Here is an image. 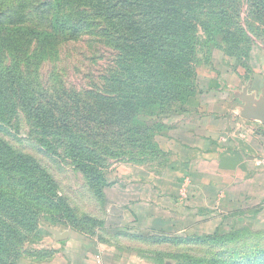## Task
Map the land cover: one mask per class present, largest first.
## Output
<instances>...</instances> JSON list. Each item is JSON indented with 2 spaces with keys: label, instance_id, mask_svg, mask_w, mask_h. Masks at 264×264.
Wrapping results in <instances>:
<instances>
[{
  "label": "trees",
  "instance_id": "trees-1",
  "mask_svg": "<svg viewBox=\"0 0 264 264\" xmlns=\"http://www.w3.org/2000/svg\"><path fill=\"white\" fill-rule=\"evenodd\" d=\"M41 6L47 29L22 23L0 29V64L7 65L0 70V127L22 113L39 147L73 165L100 202L114 164H163L156 138L165 131L163 119L197 93L200 57L209 60L217 50L246 67L242 59L253 42L243 22L252 19L264 30V0H45ZM9 30L19 34L12 38ZM88 36H98L110 54L98 81L83 86L57 62L61 47ZM0 185V264H16L44 215L82 233L92 229L88 223L101 224L78 219L52 176L2 139ZM172 260L264 264L186 254Z\"/></svg>",
  "mask_w": 264,
  "mask_h": 264
},
{
  "label": "crops",
  "instance_id": "crops-1",
  "mask_svg": "<svg viewBox=\"0 0 264 264\" xmlns=\"http://www.w3.org/2000/svg\"><path fill=\"white\" fill-rule=\"evenodd\" d=\"M214 77L198 73L195 96L163 119V164L111 166L100 226L87 235L58 231L62 240L53 234L41 264H172L154 257L155 242L264 220V124L240 116L243 90L256 101L264 91V66L250 90L239 71Z\"/></svg>",
  "mask_w": 264,
  "mask_h": 264
},
{
  "label": "rangeland",
  "instance_id": "rangeland-1",
  "mask_svg": "<svg viewBox=\"0 0 264 264\" xmlns=\"http://www.w3.org/2000/svg\"><path fill=\"white\" fill-rule=\"evenodd\" d=\"M43 1L45 0H0V29L4 27L13 29V26L17 27V23L39 31L47 29L46 10L44 11L45 8L41 6ZM243 26L253 42L249 45V56L242 59L245 60L246 67L236 66L234 61L236 59L226 57L215 50L211 57L209 56V60L200 57L197 74L207 73L209 76L223 77L226 70L239 71L242 77L240 79L246 80L248 90L251 89L253 71L264 66V30L252 19L243 22ZM7 33L9 36L13 34L12 38L19 34L15 30H9ZM109 54V50L101 45L98 36H88L76 43L61 47L57 66L65 69L64 72L70 75L71 81L89 86V83L98 81ZM5 66L7 65L0 64V70ZM209 69L214 70L211 72ZM28 125L24 115L19 112L10 125L0 127V139L18 153L34 158L52 176L60 194L66 199L78 219L84 216L93 219L99 217L102 212L99 207L101 202L88 187L84 176L70 163L45 153L34 140ZM49 219L45 215L42 217L37 231L25 243V250H21L16 264L43 263L53 245V234L50 232L52 229L60 232L73 230L80 233V230L72 228L70 223H56ZM77 227L83 226L78 224ZM86 228H92L90 232L84 233L87 235L94 233L98 225L92 226L88 223ZM147 245L152 246V242ZM154 245L160 249L159 260H167L172 264H175L172 258L175 256L177 258L181 254L204 261L255 263L264 260V220L257 217L244 219L236 225L228 224L212 234L178 237L174 240H163L158 244L155 242Z\"/></svg>",
  "mask_w": 264,
  "mask_h": 264
},
{
  "label": "water",
  "instance_id": "water-1",
  "mask_svg": "<svg viewBox=\"0 0 264 264\" xmlns=\"http://www.w3.org/2000/svg\"><path fill=\"white\" fill-rule=\"evenodd\" d=\"M246 91L247 89L243 90V97H241L240 116L243 119L258 121L264 124V91L261 92L257 101L253 95H248ZM50 232L55 235L56 240H62L65 237V235H60L54 229L50 230Z\"/></svg>",
  "mask_w": 264,
  "mask_h": 264
}]
</instances>
